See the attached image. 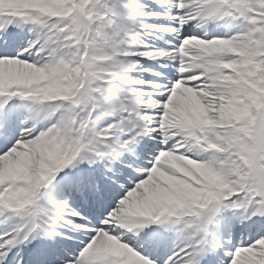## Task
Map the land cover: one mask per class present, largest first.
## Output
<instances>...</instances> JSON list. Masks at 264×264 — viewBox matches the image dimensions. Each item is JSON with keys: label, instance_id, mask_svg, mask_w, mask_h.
Masks as SVG:
<instances>
[{"label": "rangeland", "instance_id": "obj_1", "mask_svg": "<svg viewBox=\"0 0 264 264\" xmlns=\"http://www.w3.org/2000/svg\"><path fill=\"white\" fill-rule=\"evenodd\" d=\"M149 1L161 7L163 5L168 7L165 12L157 14L161 17H167L165 18L166 20H172V17L175 16L169 11L173 7L180 5V7L188 8L190 2V0ZM208 1L212 2L215 8H219L213 0H202L204 3ZM230 1L235 6L234 12H230L231 20L234 24H241L242 32L240 34H243L246 42L244 43L245 40L239 41V44H244L245 47L236 46V40L239 35L230 36L233 27L227 29L230 35L222 38H210L208 36L214 30L213 26L198 25L193 22L187 24L186 29L193 27V31H198L197 34L184 35V32H181L182 40L189 41L185 45L186 49L183 55L186 57L189 54L194 55L195 60H192V64L206 71L202 76L207 80L211 88L210 90L215 97L211 103L213 110L212 117H208V120L213 124L201 122L206 129L204 134L197 132L195 123L198 120L196 118H192L188 123V126L194 132L196 131L197 135L199 134L198 139L203 142L202 145L206 141L208 132L212 131L217 136L215 143H211L207 147L208 149L204 151V157L206 158L204 165L205 168H208L207 172L203 175L197 174L193 176L194 181L206 186L207 192H193L195 200L190 201L191 197H188V194L185 192L183 194L181 186H178L179 177H177L176 172L167 168L171 163L177 170L183 169L184 166L177 165L173 163L174 161H169L165 163L167 164L166 167H158L156 170L162 176H165V180L155 183L156 190L162 197L163 195L167 196L168 204L163 208L161 215L148 219L147 227L149 228L150 226V231L153 230L151 229V224L149 225V221L152 220H156L159 226L171 232L178 227H188L197 230L199 218H207L212 224L218 218V214L221 212L225 213V210L236 209L235 211H243L246 207H250L248 212H253L252 207L258 206L264 212V202L260 200L250 202L249 192L244 185L238 183L237 186H233L234 188L237 187L236 191L232 192L235 189H231L230 187L231 183L227 177L228 171L226 170V165L221 162L219 155L221 152L218 150L222 141H229L233 138L236 141H230L234 146L229 153L237 156L243 155L244 151L240 144L244 142L239 136L242 123L250 118L256 119V122H258L256 125L258 126L257 144L259 143L260 145V153L258 156L251 158L250 165L254 167L257 172L256 175L262 176L261 180L264 181V0ZM120 2L121 0H102L100 3H93L92 12L95 18L92 27L95 25L97 29L95 31L97 35L96 42L87 41V36L85 35L87 30L83 27L82 23L84 21L87 22L90 18L81 11V7L83 8L85 5L83 0H68L69 9L67 11L64 10L51 22L37 21L36 17L28 12L25 7L11 9L10 13L13 14V18L18 19L22 17L23 25L27 27L33 26L37 32L34 41L35 45L28 52L26 59L23 57L17 58L20 60V65L16 66V73L19 79H35V72L42 69L43 61H52L51 56L58 55L60 57V54L64 52L70 58H67L64 64H62L61 76L54 77L47 75V79L45 76V82L43 80L38 88H34L31 85L26 91L17 89L21 94L28 96L27 100L21 101L22 105L28 111L35 113L36 116L39 110L44 114H48L46 116L50 117L49 121L52 123V126L50 128V124H48L47 129L49 130L44 133L41 132L42 135L39 134L37 138L36 134L26 135L27 138L15 146L11 154L8 153L5 157H0V172L5 169L12 158L14 160H18L21 157L24 158L27 168V178L13 181L0 195V210L4 211L3 207L11 210L9 212V215L12 217L11 223L1 219L5 224L4 230L1 231L2 235L4 237L10 236L9 246L18 240L22 241L26 238V221L37 216L39 201L43 200L46 195L50 194L52 196V193H50L51 188L56 191L57 197L47 207L54 212V221L45 231L46 235L43 237V240L48 237L49 233L62 234L63 229H67L68 226L72 229H77L78 232L83 231L81 233L83 238L88 237V233L85 231L96 229L93 226L67 217L68 215L78 217L79 213L76 209H74L76 211H68L67 208L73 210L72 204L61 199V192H57L58 188H54L55 182H53L52 176L59 174V177L62 175V177L66 178V176L80 169L79 160L82 157L91 159L93 156L91 153L95 151H98L102 155L108 153L107 150H104L97 134L94 133V126L97 123L99 113L101 115L113 110V102L116 101V97H109L111 95L110 90H108L111 87L110 85L103 84L100 87L97 86L94 68L98 65L96 57L101 53H105L111 58L116 59L114 62L115 66L119 67L116 71L123 72L124 68H121L120 65L122 63L119 58L121 49L118 47V44H115L113 50H106L107 42H110L109 39L118 34L119 26H125L126 17L129 16L121 8L117 7ZM183 3L185 5H182ZM131 4L143 7L145 10L151 8L143 0H136L135 2H131ZM237 6L240 7L239 10L236 9ZM198 17L200 16L198 15L195 18ZM139 23L148 26L145 22ZM171 30L173 31V29ZM33 34L35 35V33ZM217 53H222V55ZM17 56L19 57L20 54ZM223 58H225L223 64L226 65V71L222 68L221 73L223 78L221 79L215 76L211 70L213 60ZM58 61L59 59L56 62ZM13 66L14 64L0 66V78L11 75L16 76V73L12 70ZM57 66L55 63V67ZM64 66H67V71L63 68ZM74 73H76L75 79L72 80ZM157 74L162 75L161 73ZM185 79H190V77H185ZM83 90L86 93H89L91 90V99L89 105L86 102L85 105L87 107L80 108L77 105V96ZM2 94H7L5 88L0 89V96H3ZM180 94L178 91L172 93L170 97L171 102L167 104L170 111H176V107L172 102H175L178 98L177 95ZM191 94L193 95L194 102H189V104L181 102L185 106L188 105L189 109L184 113V118L189 113L193 116L194 114H200L203 111L202 109L205 108L200 97L192 92ZM57 98H60L58 102L52 103ZM260 104L263 105L260 106ZM161 115L164 116L165 114ZM30 118H33V116H30ZM41 125H43V122H41ZM245 144H247L248 150L251 142L247 138H245ZM47 161H53V165H46L45 167ZM102 166L105 165L102 164ZM238 166L243 169L244 162L241 161ZM129 169L136 171L143 170L132 166ZM101 171H104V169L101 168ZM108 171H112L111 167H108ZM80 173L85 174L84 169ZM123 177L127 182H132V178L130 179L128 175H123ZM34 179L37 182H32ZM153 180L148 179L145 181V186L141 185L139 189H133L128 200H138L141 202V194L152 184ZM255 182L258 181L255 180ZM89 185L90 188L87 189V192L90 194L93 191L92 189L98 192L103 184L102 182L100 186L88 184V187ZM111 192L113 193L112 189ZM55 202L59 203L62 207L57 206ZM99 205L101 209H105L108 206V202L101 198ZM210 207L214 209V213L210 211ZM216 212L217 215L215 214ZM100 213V211L96 210V216ZM79 217L85 219L82 215ZM172 219L178 222L171 224L169 221H172ZM107 222L105 221V223ZM35 223V220H30L29 229L34 231L41 230L40 227L42 225L36 224V226ZM242 226H244V223H242ZM62 236L68 237L73 246L69 249L58 247L59 252L66 256H71V250L76 248L81 240L75 236L66 234H62ZM259 241H264V239ZM82 242H84V239ZM1 243L6 244V241H2ZM53 244L57 246L56 243ZM254 251L257 261H250L245 257L239 256L234 264H264V244L252 250V252ZM60 253H56L58 258L61 256ZM81 257L87 264L119 263V256L116 254L111 255L109 261H103L100 253H93L87 250ZM66 258L68 259L69 257ZM32 260H34L31 262L32 264L38 263L37 257L32 258ZM69 261L72 260L66 262ZM147 262L149 264H163L156 262L153 258H147ZM148 263L142 262L139 264ZM0 264H4L3 261ZM18 264L28 263L22 261Z\"/></svg>", "mask_w": 264, "mask_h": 264}, {"label": "bare ground", "instance_id": "obj_2", "mask_svg": "<svg viewBox=\"0 0 264 264\" xmlns=\"http://www.w3.org/2000/svg\"><path fill=\"white\" fill-rule=\"evenodd\" d=\"M131 1L136 0H124L120 2L118 6L122 11L129 16L126 17L125 26H119L118 34L111 37L109 48L113 49L115 44L123 51L120 54V60L124 68L123 72H117L115 68V60L110 56L101 53L97 57L99 65L94 68V75L97 79V86L102 84L110 85V96H115L116 101L113 102V110L109 113H102V120L98 125V129L94 131L97 134L100 143L104 148H108V143L116 145L120 148H131L136 143L142 141V138H146L147 141L152 142L153 137H157L155 147L160 149V153L154 157L150 166L151 171L141 174L137 180V183L132 187L139 189L141 185H146L145 181L148 179H154L152 184L146 188L141 194L142 201L128 200L131 192L129 189L122 192L114 201L113 208L109 211V217L115 224H118V229L112 227H104L100 229L99 226L103 225L102 222L105 216L98 221L97 229L89 231L90 238L83 246V250H89L93 253H100L103 257V261H109L111 255L116 254L119 256V263L115 264H139L142 262L148 263L147 259L139 254V250L135 247H131L121 241L118 234L127 233L134 229L146 232L147 220L150 217H158L161 215L163 208L168 204L167 196L163 197L157 193L156 182L164 181L165 176H162L156 169L160 166H167L166 162L174 161L177 165L184 166L183 169L177 170L175 166L169 164L167 168L175 171L178 179V186H181V192L188 194L191 197L190 201H194L193 192L206 193L207 188L194 181L193 176L197 174L203 175L207 172L208 168H205V157L200 154L196 155L190 152V148L195 147V143L200 141L197 133L194 132L188 123L191 118H196L201 122H208V117H212L211 103L215 99L211 88L207 81L203 78L202 74L205 73L204 69L194 66L192 60H195L194 55L189 54L187 57L183 55L189 42L188 40H181L179 38L180 33L185 30L186 24L193 21L194 16L199 9L203 12L207 10L218 12L221 16L224 11L221 9H215L211 2L201 5L198 0L189 2V7L186 9L179 8L174 11V17L171 21H166L161 16H158L156 11L162 10L163 7L157 5L154 2L143 0L146 3H150L151 8L144 9L137 5H131ZM186 3V2H185ZM183 3L182 5H185ZM19 7H25L26 10L32 13L37 21L51 22L57 18L64 10L69 9L68 0H0V46L3 47L0 53V66L13 65L12 70L16 73V66L20 65V60L14 57L13 53L17 52V49L25 50L29 52L33 49L37 32L35 27H27L23 25V18H13L11 9H17ZM227 17H220L216 22V26H220L225 23ZM207 17L203 16L195 20L196 24L207 25L210 22L206 20ZM22 21V23H21ZM139 22H145L146 25H141ZM174 29V31H168L167 29ZM236 32L239 37L236 40L237 47H245L244 44H239V41H244L245 37L242 32L241 25H236ZM35 33V35L33 34ZM160 36H164L168 41H162ZM214 41V40H213ZM246 40L244 41V43ZM12 43L14 50H10L8 45ZM180 44V45H179ZM15 51V52H14ZM26 59V55L23 57ZM52 61H43L42 69L35 72V79H19L16 76H4L0 78V89L5 88L11 98L15 95L17 89L26 91L29 86L33 85L34 88H38L41 82H45V76H61L62 64L67 60L66 54L62 52L60 57L54 55L50 57ZM59 59L58 62H56ZM156 62H162L164 64L173 63L175 82L173 85L166 87L167 90L163 93L158 91L164 89L165 86L156 87L152 84H146L145 79L159 80L163 79L156 76L154 73L145 70L146 67L164 70L162 67H158ZM55 63L58 65L55 67ZM108 65L112 66L109 67ZM60 66V67H59ZM223 67L220 61L215 62L214 72L218 73V68ZM67 71V66H64ZM226 70V69H225ZM168 74V70L165 71ZM73 74V79H75ZM169 75H173L170 74ZM129 77V78H128ZM190 77V79H185ZM130 81L132 83L130 84ZM173 83V82H172ZM149 87L148 92H143V88ZM142 88V89H141ZM181 92L177 95L178 98L172 104L175 105L176 111H170L167 107L168 102H171V95L175 92ZM194 93L200 97L201 102L205 105L200 114L191 115L190 113L184 118V113L188 111V105H184L181 102L189 104L194 102ZM152 98L154 100L152 101ZM60 98L55 99L52 103H57ZM16 102L13 104L15 108ZM13 108L7 109L5 115L8 112L13 113ZM2 110H0V114ZM208 113V115H207ZM11 114V113H9ZM161 114H165L162 116ZM48 114L41 113V119L43 125H39L37 129L32 127V122L26 120L22 123V127L16 132L12 138H7L9 134L7 130V122H0V157H5L8 153L11 154L14 151L15 146L27 138L26 135L36 134V138L39 134L42 135L47 129L48 124L51 122ZM11 124V118H8ZM202 125V124H201ZM155 127V128H154ZM216 128V126H214ZM53 128V127H52ZM42 132V133H41ZM117 138H123L122 142H117ZM217 136L212 131L207 133L206 141L199 151L209 147L211 143H215ZM150 143L148 146H151ZM115 154H121V151L115 149ZM96 158L100 157V154H94ZM188 157V158H187ZM124 159H127L123 156ZM129 160V159H128ZM88 160L82 158L79 163L84 166ZM53 165V161H47L45 167ZM43 167V168H45ZM166 168V169H167ZM74 176L78 177L76 173ZM27 178V168L25 166L24 158L10 160V163L6 165L5 169L0 172V195L4 192L13 181ZM39 180V179H38ZM37 182L36 179L32 182ZM31 185V184H30ZM131 188V187H130ZM139 203V204H138ZM4 211L0 210V220L4 219L6 222L11 223L12 217L9 215L11 211L7 207H3ZM255 211L252 217L261 218L262 212L258 206H253ZM243 211L229 212L228 215L222 218V220L215 224L210 229L208 235V244L204 241H197V232L193 229L178 228L175 231L177 238H179L174 252L169 255L164 261V264H209L212 257L211 244L225 241L224 251L216 250L222 259H226V264H234L236 259L241 256L250 261H257L255 251L253 249L259 248L264 241H258L256 236L249 242H245L237 249L235 248L229 256H227L225 250H228L227 241L221 238H215L211 233L212 230L223 231L229 233L230 236L233 232L236 238H242L246 235L244 231L236 229L237 222L243 220ZM36 220V224H41L42 229L40 232H35L29 229L30 220ZM26 221L27 229L25 232V239L23 241H17L14 246H9L10 236L4 237L0 231V260H4L8 251L12 250L17 254V257L11 261V264H17L20 258L24 256V252L29 247L30 253H33L35 249L40 251L45 250V247L41 244L40 238L43 236L48 227L54 220L53 213L47 209V207L39 201L37 216ZM134 222V223H132ZM151 221L150 223H154ZM107 224V223H105ZM260 236H264V222L259 223ZM240 230V231H239ZM160 233L165 234L164 230H159ZM111 236H110V235ZM161 235V234H160ZM31 237V240L28 238ZM5 239V240H4ZM264 237H261V240ZM6 241V244L1 243ZM155 249L161 247V243L165 242L159 236L154 241H149ZM257 251V250H256ZM219 257V261H220ZM60 264H87L82 259L81 255L73 258L72 261L64 262ZM149 264V263H148Z\"/></svg>", "mask_w": 264, "mask_h": 264}, {"label": "trees", "instance_id": "obj_3", "mask_svg": "<svg viewBox=\"0 0 264 264\" xmlns=\"http://www.w3.org/2000/svg\"><path fill=\"white\" fill-rule=\"evenodd\" d=\"M233 167H235V166H233ZM234 169H235V168H234ZM235 172H236V171H234L233 173L235 174ZM234 174H233V175H234ZM254 179H255V177H254Z\"/></svg>", "mask_w": 264, "mask_h": 264}]
</instances>
